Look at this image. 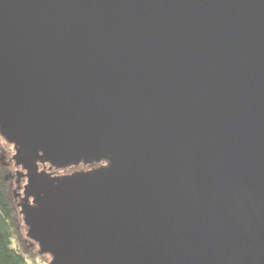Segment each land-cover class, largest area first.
<instances>
[{
	"label": "water",
	"instance_id": "1",
	"mask_svg": "<svg viewBox=\"0 0 264 264\" xmlns=\"http://www.w3.org/2000/svg\"><path fill=\"white\" fill-rule=\"evenodd\" d=\"M0 134L50 264H264V0H0Z\"/></svg>",
	"mask_w": 264,
	"mask_h": 264
},
{
	"label": "flooded vegetation",
	"instance_id": "2",
	"mask_svg": "<svg viewBox=\"0 0 264 264\" xmlns=\"http://www.w3.org/2000/svg\"><path fill=\"white\" fill-rule=\"evenodd\" d=\"M2 142V143H1ZM4 144V145H3ZM2 145V148H1ZM11 146L10 149L12 152L10 154H6V151L3 147ZM22 156H29L31 153L29 151H22L19 149L16 144L0 137V162L4 167L7 175L6 178L11 183V191L13 193V197L17 204L18 210L20 214H22L23 207L25 204H30L33 207H36L35 203V191L34 188L29 185L30 179L27 176V170L24 169L22 165L17 164V159L15 158L17 154ZM41 159H38L36 164L38 165V172L44 173L45 176L49 177L51 180L55 181L64 177H68L74 173L79 172H93L102 168H109L111 165L110 160L95 159L93 154H89L86 161L82 160L79 163H70L66 164L64 162L60 163H52L50 160H47L40 153ZM6 160V161H5ZM22 214V221H23ZM22 229L25 232V235L28 234V227L25 225L22 226ZM28 238V237H27ZM25 243L28 245L29 249H39L38 244L30 239L25 240Z\"/></svg>",
	"mask_w": 264,
	"mask_h": 264
},
{
	"label": "trees",
	"instance_id": "3",
	"mask_svg": "<svg viewBox=\"0 0 264 264\" xmlns=\"http://www.w3.org/2000/svg\"><path fill=\"white\" fill-rule=\"evenodd\" d=\"M21 220L11 183L0 165V264H50L49 255L29 249L25 243L27 236Z\"/></svg>",
	"mask_w": 264,
	"mask_h": 264
},
{
	"label": "rangeland",
	"instance_id": "4",
	"mask_svg": "<svg viewBox=\"0 0 264 264\" xmlns=\"http://www.w3.org/2000/svg\"><path fill=\"white\" fill-rule=\"evenodd\" d=\"M2 143V142H1ZM4 145V144H3ZM1 148H2V145H1ZM4 148V150L6 151V154L8 155V154H10L12 151L10 150L12 147L11 146H5V147H3ZM6 161V160H5ZM0 165H1V162H0ZM1 167H3L2 165H1ZM4 168V167H3ZM6 175H7V173H6ZM21 215V218H22V214H20ZM23 219H24V217H23ZM22 221V220H21ZM22 224H24V220L22 221ZM27 239H29V238H27ZM26 239V240H27ZM48 259V263L51 261L50 260V258H47Z\"/></svg>",
	"mask_w": 264,
	"mask_h": 264
}]
</instances>
